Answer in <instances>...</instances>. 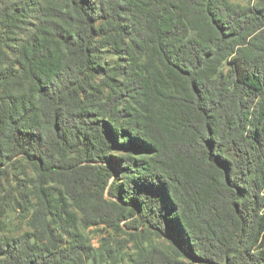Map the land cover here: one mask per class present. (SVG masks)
Returning a JSON list of instances; mask_svg holds the SVG:
<instances>
[{"label":"trees","instance_id":"16d2710c","mask_svg":"<svg viewBox=\"0 0 264 264\" xmlns=\"http://www.w3.org/2000/svg\"><path fill=\"white\" fill-rule=\"evenodd\" d=\"M0 179V264H264V0H0Z\"/></svg>","mask_w":264,"mask_h":264},{"label":"rangeland","instance_id":"374dc122","mask_svg":"<svg viewBox=\"0 0 264 264\" xmlns=\"http://www.w3.org/2000/svg\"><path fill=\"white\" fill-rule=\"evenodd\" d=\"M236 3H240V4H245L247 3L248 0H232ZM7 180H1L0 179V192H1V187H5V185L7 186L9 182H6ZM10 181V180H9ZM3 192V190H2ZM4 222H5V227L2 223V228L4 229L3 232H0V238L2 237V235H7V236H11V235H18L20 234L22 231H26L27 230V224L26 221L21 220L15 212H9L8 215H6V217H4ZM92 231V230H91ZM94 243L96 245H98V241L97 238H95Z\"/></svg>","mask_w":264,"mask_h":264}]
</instances>
